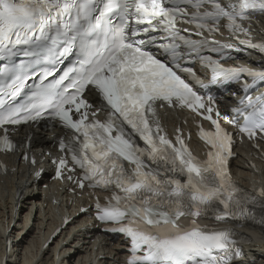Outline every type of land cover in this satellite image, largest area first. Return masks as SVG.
<instances>
[{
	"label": "snow or ice",
	"instance_id": "1",
	"mask_svg": "<svg viewBox=\"0 0 264 264\" xmlns=\"http://www.w3.org/2000/svg\"><path fill=\"white\" fill-rule=\"evenodd\" d=\"M257 14L264 15V0H0V53L22 44L43 45L53 51L62 42L61 55L75 46L81 57L77 74L67 86L59 88L69 75L65 72L41 88L40 103L0 112V151L12 152L17 147L10 137L14 129L7 126L34 122L48 113L73 132L67 141H59L60 150L69 158L52 161L56 177L63 178L66 169L73 172L78 166L83 173L77 181L80 188L87 181L89 187L112 192L106 204L97 202V218L113 225L109 231L129 239L127 264H233L242 255L234 233L206 231L196 218L217 202L224 206L218 220L236 217L242 209V190L229 171L233 134L220 121L237 127L254 147H260L256 141L264 140V94L253 99L247 93L264 83V70L225 67L220 60L201 57L213 73V83L238 82L242 76L252 79L251 84H243L242 107L234 108L237 115L229 119L221 117L211 98L206 102L173 67L146 48L156 44L157 36L152 33H167L164 38L170 42L158 46L171 55L177 68L182 55L178 51L181 44L174 42L177 39L193 51L209 43L221 56L229 50L240 51L230 43L192 40L181 35L190 30L178 24L195 25V35L203 37L205 32L219 31L224 20L233 36L247 37L250 28L245 22L251 24ZM239 42L264 53V43L247 38ZM182 71L196 78L193 69ZM25 83L19 80L10 95L18 96ZM90 85L110 107L103 122L89 119L90 106L83 93ZM165 104L188 108L210 121L214 130L201 127L199 132L209 145L205 160L192 154L179 130L175 143L160 134L157 106ZM125 125L143 141V147L126 133ZM23 158L37 164L35 157L25 154ZM258 195L264 197V189ZM185 216L193 218L189 227L179 223Z\"/></svg>",
	"mask_w": 264,
	"mask_h": 264
},
{
	"label": "bare ground",
	"instance_id": "2",
	"mask_svg": "<svg viewBox=\"0 0 264 264\" xmlns=\"http://www.w3.org/2000/svg\"><path fill=\"white\" fill-rule=\"evenodd\" d=\"M260 22L259 31L264 30V18ZM165 121L168 125L176 124L174 115H169ZM57 132L26 128L19 133L17 142L23 153L38 159L47 158L45 152L53 150ZM193 146L196 148L195 144ZM236 152L239 157L232 162L231 169L238 181L242 185L264 187V165L256 160V153L248 144L237 147ZM17 159L18 155H0L7 166L6 175L0 176V264H4V259L5 264H123L122 240L111 241L99 234L96 225L87 221L86 214L75 217L76 211L69 202L72 196L62 190L55 193V189H51L53 184L46 181L47 175L43 176V184H48V189H42V183L32 179L30 167ZM252 162H256L255 168ZM83 199H75V203ZM57 201L60 205L55 204ZM34 206H37L35 211ZM65 213L74 217L71 225L52 247L42 250L49 236L61 226ZM80 221L84 223L75 227ZM69 229L73 231L68 232ZM261 232H249L251 264H264V234ZM8 242L10 251L6 250Z\"/></svg>",
	"mask_w": 264,
	"mask_h": 264
},
{
	"label": "rangeland",
	"instance_id": "3",
	"mask_svg": "<svg viewBox=\"0 0 264 264\" xmlns=\"http://www.w3.org/2000/svg\"><path fill=\"white\" fill-rule=\"evenodd\" d=\"M15 236H17V233L15 234Z\"/></svg>",
	"mask_w": 264,
	"mask_h": 264
}]
</instances>
